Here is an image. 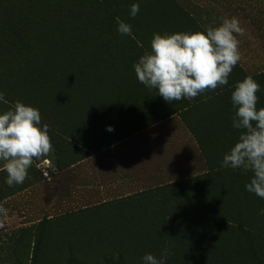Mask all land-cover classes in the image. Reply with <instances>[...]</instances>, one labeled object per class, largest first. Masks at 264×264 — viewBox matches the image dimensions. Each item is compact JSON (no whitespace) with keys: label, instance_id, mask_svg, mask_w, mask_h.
Here are the masks:
<instances>
[{"label":"rangeland","instance_id":"374dc122","mask_svg":"<svg viewBox=\"0 0 264 264\" xmlns=\"http://www.w3.org/2000/svg\"><path fill=\"white\" fill-rule=\"evenodd\" d=\"M21 1L0 8V114L37 108L52 151L22 184L0 168V264H144L165 251V264H264L254 174L197 169L180 112L192 101L166 102L134 71L156 33L245 17L264 38V0Z\"/></svg>","mask_w":264,"mask_h":264},{"label":"clouds","instance_id":"9594fccd","mask_svg":"<svg viewBox=\"0 0 264 264\" xmlns=\"http://www.w3.org/2000/svg\"><path fill=\"white\" fill-rule=\"evenodd\" d=\"M139 4H132L134 18ZM118 20V32L132 35L131 25ZM244 29L236 17L223 18L219 26L205 31L153 35L150 51L134 64L138 81L156 89L166 102L192 100L202 93L228 84L233 68L241 61L238 35ZM260 85L252 76L238 82L231 94L232 126L241 130L237 142L224 154L222 167L243 169L254 175L245 185L247 191L264 199V107L257 109ZM208 97H205L207 99ZM0 101L8 103L0 92ZM113 129L109 126L108 131ZM52 151L49 126H41V114L33 106L17 101L0 114V168L6 171L9 187L22 184L34 161L48 157ZM264 214V210H262ZM8 220V209L0 205V228ZM165 251L158 260L152 254L144 264H165Z\"/></svg>","mask_w":264,"mask_h":264},{"label":"crops","instance_id":"0c3cea01","mask_svg":"<svg viewBox=\"0 0 264 264\" xmlns=\"http://www.w3.org/2000/svg\"><path fill=\"white\" fill-rule=\"evenodd\" d=\"M239 21L244 29V34L237 36L242 59L229 75L228 84L214 91L202 93L192 100L182 99L184 103L186 100L193 103L187 104L188 106L180 112L184 111L185 116L189 115V120L193 121L197 169L234 170L221 165L224 154L230 151L241 134V130L232 126V117L236 109L232 105L231 94L238 82L243 81L247 76H252L260 85V91L257 92L259 98L257 109L264 107V38L256 35L252 28V25L261 24V20L254 23L251 19L243 17L242 21ZM245 25H249L250 28ZM256 72L259 74L253 76Z\"/></svg>","mask_w":264,"mask_h":264},{"label":"trees","instance_id":"16d2710c","mask_svg":"<svg viewBox=\"0 0 264 264\" xmlns=\"http://www.w3.org/2000/svg\"><path fill=\"white\" fill-rule=\"evenodd\" d=\"M11 1H15V0H0V8H2L4 6V4L11 2ZM20 2H22V1L20 0Z\"/></svg>","mask_w":264,"mask_h":264}]
</instances>
